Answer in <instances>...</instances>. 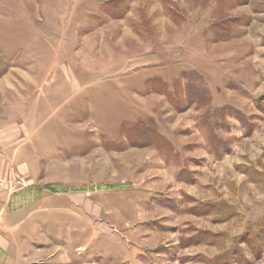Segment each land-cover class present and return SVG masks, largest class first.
<instances>
[{
	"label": "rangeland",
	"instance_id": "1",
	"mask_svg": "<svg viewBox=\"0 0 264 264\" xmlns=\"http://www.w3.org/2000/svg\"><path fill=\"white\" fill-rule=\"evenodd\" d=\"M0 182L12 264H264V0H0Z\"/></svg>",
	"mask_w": 264,
	"mask_h": 264
},
{
	"label": "crops",
	"instance_id": "2",
	"mask_svg": "<svg viewBox=\"0 0 264 264\" xmlns=\"http://www.w3.org/2000/svg\"><path fill=\"white\" fill-rule=\"evenodd\" d=\"M2 183L0 182V185ZM4 184V183H3ZM3 190H6V189H3ZM2 190L0 189V192ZM2 212L0 210V254L2 253H7V256L6 258H2L0 257V264H12L14 260V257L16 256L15 255V252L14 251H11L12 253H10V249H11V242L13 243V241H15V239H11V237H8L6 236V231H7V225H6V220L4 219V217H2ZM7 243V245H5ZM4 256V254H3ZM18 262L20 263V261H16V264H18Z\"/></svg>",
	"mask_w": 264,
	"mask_h": 264
}]
</instances>
